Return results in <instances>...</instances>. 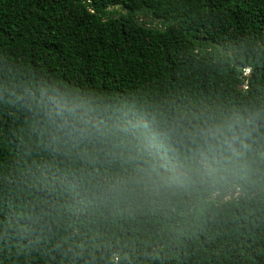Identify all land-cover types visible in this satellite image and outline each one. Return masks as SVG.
<instances>
[{"label":"trees","instance_id":"16d2710c","mask_svg":"<svg viewBox=\"0 0 264 264\" xmlns=\"http://www.w3.org/2000/svg\"><path fill=\"white\" fill-rule=\"evenodd\" d=\"M0 264H264V0H0Z\"/></svg>","mask_w":264,"mask_h":264},{"label":"clouds","instance_id":"9594fccd","mask_svg":"<svg viewBox=\"0 0 264 264\" xmlns=\"http://www.w3.org/2000/svg\"><path fill=\"white\" fill-rule=\"evenodd\" d=\"M33 100L37 102V107L43 110V115L52 123L56 124L57 120L60 123L57 125L61 130L66 127H70L72 131L79 132L83 137L90 132V129L95 127V125H90L88 121H83L84 126L76 128L73 124L68 125V119H81L83 120L82 111H86L83 105L81 104H70L66 101L63 96H61L56 90L49 92L47 89L40 90V96L33 97ZM148 125H144L141 129L142 135H148L149 139L155 140L157 134L154 132H148ZM233 130L231 124L227 125H217L206 131H198L191 137L194 141L197 137H200L204 141V145L208 148L209 151L213 150V144H218L222 147L226 146L231 148V142L229 140V133ZM160 140H166V137L160 135ZM235 137H233L234 139ZM155 148H159L163 152V148H160L159 144L154 145Z\"/></svg>","mask_w":264,"mask_h":264},{"label":"rangeland","instance_id":"374dc122","mask_svg":"<svg viewBox=\"0 0 264 264\" xmlns=\"http://www.w3.org/2000/svg\"><path fill=\"white\" fill-rule=\"evenodd\" d=\"M230 196H231V193H227V194L224 195L223 198H224V199H227V198H229Z\"/></svg>","mask_w":264,"mask_h":264},{"label":"water","instance_id":"95a60500","mask_svg":"<svg viewBox=\"0 0 264 264\" xmlns=\"http://www.w3.org/2000/svg\"><path fill=\"white\" fill-rule=\"evenodd\" d=\"M228 192H229V191H228ZM232 194H233L234 196H236V195H237L236 190H233V191H232Z\"/></svg>","mask_w":264,"mask_h":264}]
</instances>
